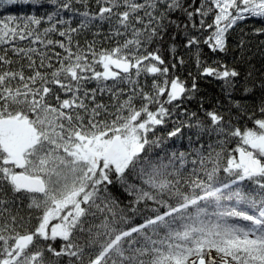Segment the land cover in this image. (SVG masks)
Here are the masks:
<instances>
[{
	"label": "snow or ice",
	"instance_id": "snow-or-ice-1",
	"mask_svg": "<svg viewBox=\"0 0 264 264\" xmlns=\"http://www.w3.org/2000/svg\"><path fill=\"white\" fill-rule=\"evenodd\" d=\"M9 7L0 264H264V0Z\"/></svg>",
	"mask_w": 264,
	"mask_h": 264
},
{
	"label": "trees",
	"instance_id": "trees-1",
	"mask_svg": "<svg viewBox=\"0 0 264 264\" xmlns=\"http://www.w3.org/2000/svg\"><path fill=\"white\" fill-rule=\"evenodd\" d=\"M25 10H27V9H25ZM18 11H20V9L18 7H9L7 9H0V14L7 15V14H10V13H16ZM248 26L251 27L252 24L250 23ZM262 39H264V38H262ZM253 43L255 44L257 42L254 41Z\"/></svg>",
	"mask_w": 264,
	"mask_h": 264
}]
</instances>
